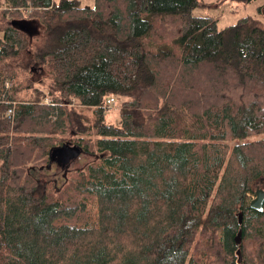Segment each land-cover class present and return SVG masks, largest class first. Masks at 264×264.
<instances>
[{"label": "trees", "instance_id": "obj_1", "mask_svg": "<svg viewBox=\"0 0 264 264\" xmlns=\"http://www.w3.org/2000/svg\"><path fill=\"white\" fill-rule=\"evenodd\" d=\"M198 6L0 0V264H264V26ZM64 143L88 164L51 159ZM52 164L61 187L36 194Z\"/></svg>", "mask_w": 264, "mask_h": 264}, {"label": "rangeland", "instance_id": "obj_2", "mask_svg": "<svg viewBox=\"0 0 264 264\" xmlns=\"http://www.w3.org/2000/svg\"><path fill=\"white\" fill-rule=\"evenodd\" d=\"M57 2L58 0H54ZM82 2V6H91L93 4V0H80ZM264 0H255L249 2L247 4H239L235 2H231L229 0H199V6L192 10V15L194 16H212L217 19V25L219 28H223L226 25L233 24L237 18L240 17H250L255 19L259 25L264 26V9L260 13L256 12V7L262 3ZM31 25H27L26 27L19 25V27L25 31L27 34H36L39 32V25L34 20H29ZM25 56L18 57L15 61L22 62L24 61ZM21 64V63H20ZM31 82L38 87L46 86L48 82L47 74L43 71L36 70L33 71L32 74L27 75ZM46 101V100H45ZM48 101V99H47ZM46 101V102H47ZM113 106L109 108H103L104 115L107 121L111 123H115L118 119V115L121 110L120 100L114 99ZM72 103L75 108L81 107L76 101L72 100ZM91 108H88V115H90ZM262 136V135H260ZM79 151V150H78ZM66 156L67 168L72 170H78L83 167V165L88 164L90 160V156L88 154H80L77 156ZM45 165V164H44ZM61 172L59 168H57L54 164L51 165L49 173L45 174L41 171L39 174L41 177L38 179V186L36 190V194H40L44 189L46 184H51L54 189H59L61 187ZM256 189H264V183L262 181H257L252 186L253 193L250 194V199L254 197V191ZM243 248H246L247 252H251L252 255L256 254V246L251 239L242 240Z\"/></svg>", "mask_w": 264, "mask_h": 264}, {"label": "water", "instance_id": "obj_3", "mask_svg": "<svg viewBox=\"0 0 264 264\" xmlns=\"http://www.w3.org/2000/svg\"><path fill=\"white\" fill-rule=\"evenodd\" d=\"M14 23V22H13ZM19 25V23H18ZM78 150L75 145H69V144H62L59 148L52 149L50 151V158L54 159L57 158L59 162H67L66 156H76ZM72 157V158H73ZM264 201V189H256L254 191V197L249 200V207L256 211L262 210V205ZM239 220V217H238ZM234 240L236 243H239L240 241V233L237 232Z\"/></svg>", "mask_w": 264, "mask_h": 264}, {"label": "built area", "instance_id": "obj_4", "mask_svg": "<svg viewBox=\"0 0 264 264\" xmlns=\"http://www.w3.org/2000/svg\"><path fill=\"white\" fill-rule=\"evenodd\" d=\"M46 101H47V99H45ZM43 101L44 103H47L46 101ZM105 105H103V108H109V107H111V106H113V104H114V101H113V99H112V97H108L106 100H105ZM12 115V109L11 108H8L7 110H6V112H5V116H6V118H9L10 116Z\"/></svg>", "mask_w": 264, "mask_h": 264}, {"label": "crops", "instance_id": "obj_5", "mask_svg": "<svg viewBox=\"0 0 264 264\" xmlns=\"http://www.w3.org/2000/svg\"><path fill=\"white\" fill-rule=\"evenodd\" d=\"M54 1V0H53ZM79 2H80V5L82 6V2L80 1V0H78ZM55 2V1H54ZM83 6H85V5H83ZM91 6H92V4H91ZM91 6H89V7H91ZM88 7V6H87ZM19 23V25H22V26H24V27H26L27 25H31L30 23H29V21H24V20H21V21H19L18 22ZM38 87V86H37ZM40 89H43V87H39Z\"/></svg>", "mask_w": 264, "mask_h": 264}]
</instances>
